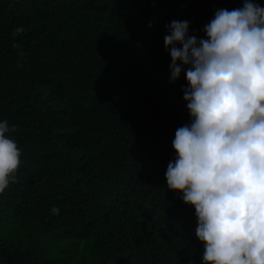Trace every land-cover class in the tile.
<instances>
[{"label":"trees","instance_id":"trees-1","mask_svg":"<svg viewBox=\"0 0 264 264\" xmlns=\"http://www.w3.org/2000/svg\"><path fill=\"white\" fill-rule=\"evenodd\" d=\"M0 264H264V0H0Z\"/></svg>","mask_w":264,"mask_h":264},{"label":"clouds","instance_id":"clouds-1","mask_svg":"<svg viewBox=\"0 0 264 264\" xmlns=\"http://www.w3.org/2000/svg\"><path fill=\"white\" fill-rule=\"evenodd\" d=\"M157 150L153 142L144 141L133 148L124 147L121 153V162L127 166L130 162L148 165L156 157Z\"/></svg>","mask_w":264,"mask_h":264}]
</instances>
